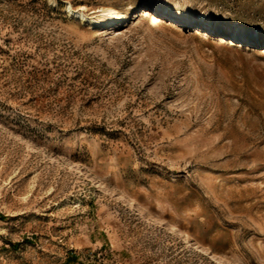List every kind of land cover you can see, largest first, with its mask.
<instances>
[{"label":"rangeland","instance_id":"obj_1","mask_svg":"<svg viewBox=\"0 0 264 264\" xmlns=\"http://www.w3.org/2000/svg\"><path fill=\"white\" fill-rule=\"evenodd\" d=\"M0 264H264V0H0Z\"/></svg>","mask_w":264,"mask_h":264},{"label":"bare ground","instance_id":"obj_2","mask_svg":"<svg viewBox=\"0 0 264 264\" xmlns=\"http://www.w3.org/2000/svg\"><path fill=\"white\" fill-rule=\"evenodd\" d=\"M68 15L74 19L78 20L82 23H86L89 28H95L96 26L104 29L106 26L111 25L112 27H119L122 26L131 16L128 11H118L113 7H103L98 10V14H85L81 11V8L73 10L69 5L66 7ZM139 11L134 12L135 16H138ZM168 15V13H172L176 16V19H185L187 21H191L192 19L189 18L184 12L176 11L174 9L169 8H156L153 10H148L146 18L149 19L151 22H156L160 20L157 14ZM198 26L200 27H207L212 29V25L208 22L201 20L198 22ZM218 29V28H216ZM231 32V30L225 32ZM254 35V33H252Z\"/></svg>","mask_w":264,"mask_h":264}]
</instances>
